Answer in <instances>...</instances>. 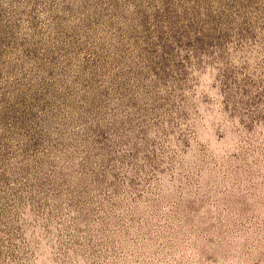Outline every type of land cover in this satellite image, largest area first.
<instances>
[{
	"label": "rangeland",
	"instance_id": "rangeland-1",
	"mask_svg": "<svg viewBox=\"0 0 264 264\" xmlns=\"http://www.w3.org/2000/svg\"><path fill=\"white\" fill-rule=\"evenodd\" d=\"M0 264H264V0H0Z\"/></svg>",
	"mask_w": 264,
	"mask_h": 264
}]
</instances>
